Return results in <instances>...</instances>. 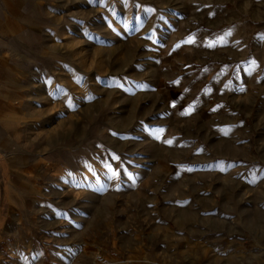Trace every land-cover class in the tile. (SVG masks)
Listing matches in <instances>:
<instances>
[{"label":"rangeland","instance_id":"rangeland-1","mask_svg":"<svg viewBox=\"0 0 264 264\" xmlns=\"http://www.w3.org/2000/svg\"><path fill=\"white\" fill-rule=\"evenodd\" d=\"M39 10L0 34V264H264V0Z\"/></svg>","mask_w":264,"mask_h":264},{"label":"crops","instance_id":"crops-1","mask_svg":"<svg viewBox=\"0 0 264 264\" xmlns=\"http://www.w3.org/2000/svg\"><path fill=\"white\" fill-rule=\"evenodd\" d=\"M46 22L47 17L39 10V0H0V34L2 36L16 39L25 25L29 33L36 26ZM19 38L29 40L30 36L23 34Z\"/></svg>","mask_w":264,"mask_h":264},{"label":"snow or ice","instance_id":"snow-or-ice-1","mask_svg":"<svg viewBox=\"0 0 264 264\" xmlns=\"http://www.w3.org/2000/svg\"><path fill=\"white\" fill-rule=\"evenodd\" d=\"M169 143H170V141H169ZM114 175H115V173H113Z\"/></svg>","mask_w":264,"mask_h":264}]
</instances>
